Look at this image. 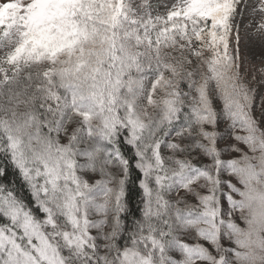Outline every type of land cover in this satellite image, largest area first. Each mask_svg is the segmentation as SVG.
Masks as SVG:
<instances>
[{
  "label": "snow or ice",
  "instance_id": "6c2138e0",
  "mask_svg": "<svg viewBox=\"0 0 264 264\" xmlns=\"http://www.w3.org/2000/svg\"><path fill=\"white\" fill-rule=\"evenodd\" d=\"M248 6L0 0V155L41 214L0 185V264H264V95L237 21ZM252 12L264 37V0ZM121 138L140 174L131 224Z\"/></svg>",
  "mask_w": 264,
  "mask_h": 264
},
{
  "label": "trees",
  "instance_id": "16d2710c",
  "mask_svg": "<svg viewBox=\"0 0 264 264\" xmlns=\"http://www.w3.org/2000/svg\"><path fill=\"white\" fill-rule=\"evenodd\" d=\"M224 138L218 141V146L221 148L230 145L231 143L226 141ZM121 148L124 155L130 159L132 167L130 168V175L128 182L126 184V194H125V203L127 206V214L124 217L126 223L131 224L134 218H138L140 215L141 207V191L138 186V177L139 172L134 167V157L133 152L129 146L123 143V138H121ZM164 154H167V149H162ZM231 153H225V158H229ZM0 168L5 170L4 175L0 176V185L6 186L10 189H13L15 194L21 198L33 211L39 216L41 215L38 210L35 208L34 202L30 195V192L27 186L23 183L22 179L19 176L18 171H16L12 165L0 155ZM2 222V221H0ZM123 243V241H121Z\"/></svg>",
  "mask_w": 264,
  "mask_h": 264
},
{
  "label": "rangeland",
  "instance_id": "374dc122",
  "mask_svg": "<svg viewBox=\"0 0 264 264\" xmlns=\"http://www.w3.org/2000/svg\"><path fill=\"white\" fill-rule=\"evenodd\" d=\"M155 2V0H154ZM258 0H248V8L245 9L243 14V19L241 20L237 17V21L240 24L242 42H241V55L245 60V69L247 70V80L250 86L257 89V103L259 102L260 95H264V83H261V76L259 75L258 69L264 66V37L255 31V26L259 22V13H253L252 8L256 5ZM245 69H242V73ZM253 73L256 74V80L252 81L251 76ZM256 116L260 117V110L257 108L255 110ZM264 126V125H262ZM225 128L222 122L219 126L220 131ZM227 142L234 143L230 136L225 137ZM241 147H243L241 145ZM237 155L231 153L230 156Z\"/></svg>",
  "mask_w": 264,
  "mask_h": 264
}]
</instances>
